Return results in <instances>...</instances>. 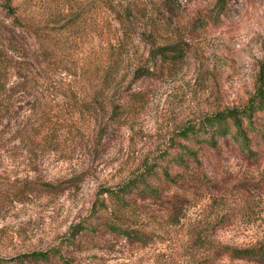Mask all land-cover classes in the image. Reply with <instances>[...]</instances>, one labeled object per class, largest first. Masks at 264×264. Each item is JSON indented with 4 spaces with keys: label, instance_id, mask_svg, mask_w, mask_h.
<instances>
[{
    "label": "rangeland",
    "instance_id": "1",
    "mask_svg": "<svg viewBox=\"0 0 264 264\" xmlns=\"http://www.w3.org/2000/svg\"><path fill=\"white\" fill-rule=\"evenodd\" d=\"M167 1L113 2L117 10L141 4L149 17L167 12L175 18L148 41L137 18L125 36L104 0H14L11 8L0 0V36L28 29L56 46L59 67L41 92L61 103L36 140H13L11 130L0 136V257L55 249L60 255L49 264H264L234 259L223 248L264 243V137L249 132L254 155L227 136L216 147L198 148L189 171L171 160L187 143L186 126L225 107H244L264 82V0H227L223 9L219 0H170L171 9ZM173 36L185 57L155 63L153 45ZM142 67L151 74L142 75ZM71 89L78 105L65 93ZM254 119L263 129L264 112ZM150 166L159 175L165 168L188 177L167 186L165 199L138 194L126 213L112 214L130 222L134 235L106 230L96 211L107 199L102 192ZM30 181L61 188L28 190ZM88 223L98 230L85 229Z\"/></svg>",
    "mask_w": 264,
    "mask_h": 264
},
{
    "label": "trees",
    "instance_id": "2",
    "mask_svg": "<svg viewBox=\"0 0 264 264\" xmlns=\"http://www.w3.org/2000/svg\"><path fill=\"white\" fill-rule=\"evenodd\" d=\"M12 1L14 0H2L4 8H11ZM104 1L110 9L117 12V18L123 27L125 36L129 35L132 27L139 19L142 20L141 22L146 30L141 34L148 41L157 40L158 27H169L175 23V18L169 16L167 12L153 14L152 17H149L148 14L142 11L141 4L138 5L139 9L137 10L131 6L120 4L121 9L117 10L113 5L114 0ZM225 1L227 0H219L217 8L223 9ZM165 6L171 9L173 2L169 0L165 2ZM216 16L217 14H210L209 19ZM194 20L200 25L208 23L206 17L203 19L202 17H196ZM18 29L13 27L12 29L3 30L0 36V126H3L0 128V136L4 135L7 130H11L13 140L34 141L45 129L51 127L50 123L54 113L60 112V101H55L56 99L47 101L45 94L41 92L42 87H48L47 84L52 85L50 82L52 76L49 74L51 70H55V67H59L56 62L58 52L56 46L45 45L36 40L35 35L27 34L28 29L24 33V29L21 28L24 34L17 33ZM174 36L166 39L162 44L156 41L157 43L153 45L151 57L155 63L157 61L162 63L167 61L177 62L185 57V47L179 39L175 40ZM63 50H68V48L65 47ZM140 69L142 75L151 74L149 69H144V67ZM13 78L16 81L12 82ZM59 93L51 92L49 95H62L61 92ZM65 93L75 98L76 105L80 103L78 94L74 89H71L69 93ZM128 101L129 99L126 100L124 106ZM21 103L27 105L24 112H21L20 106H18ZM130 108L128 107V109ZM125 111L129 110L122 108L118 112L125 113ZM259 112H264V82L259 84L257 91L249 98L244 107H225L212 115L206 116L196 124L186 126L181 135L187 143L181 144V153L173 156L171 160L180 168L189 171L190 162L197 160L198 148L204 146L216 147L219 138L227 136L236 139L243 151L248 152L250 155L256 154V150L252 148L253 139L249 132L264 137V128L259 130L255 125L254 116ZM5 119L7 121L3 124ZM183 175L178 173L173 175L165 168L162 174L159 175L155 167L150 166L146 173L137 176L138 178L130 179L118 188H107L102 192L107 196V199L104 198L105 200L103 199L99 203L100 206L96 210L101 214V217H104L102 226L113 233L126 236L134 235L137 232L130 222L126 223L124 220L120 222V218L113 217L112 214L126 213L133 207L138 194L165 199L168 195L166 187L178 186L182 179L188 177ZM152 179L161 180L162 184L155 185ZM29 184V188L26 185L28 190H59L61 188L59 184L47 181H30ZM173 205V208H175L176 203L174 202ZM83 227L90 231H96L99 228L90 223L85 224ZM223 248L234 259L253 262L264 261V243L260 246L248 248L229 245H225ZM58 255H60V251L55 249L34 251L18 255L16 258L0 257V264H10L11 261H15L16 264H49ZM64 261V264H72L67 260Z\"/></svg>",
    "mask_w": 264,
    "mask_h": 264
}]
</instances>
